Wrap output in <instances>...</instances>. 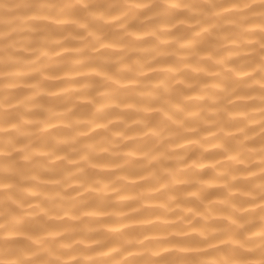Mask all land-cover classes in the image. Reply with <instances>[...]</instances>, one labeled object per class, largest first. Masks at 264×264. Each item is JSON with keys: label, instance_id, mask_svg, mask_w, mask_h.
<instances>
[{"label": "clouds", "instance_id": "obj_1", "mask_svg": "<svg viewBox=\"0 0 264 264\" xmlns=\"http://www.w3.org/2000/svg\"><path fill=\"white\" fill-rule=\"evenodd\" d=\"M0 264H264V0H0Z\"/></svg>", "mask_w": 264, "mask_h": 264}]
</instances>
